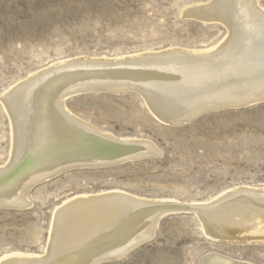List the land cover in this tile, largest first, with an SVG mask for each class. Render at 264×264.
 I'll list each match as a JSON object with an SVG mask.
<instances>
[{
	"label": "rangeland",
	"instance_id": "rangeland-1",
	"mask_svg": "<svg viewBox=\"0 0 264 264\" xmlns=\"http://www.w3.org/2000/svg\"><path fill=\"white\" fill-rule=\"evenodd\" d=\"M209 1L0 0V98L10 85L64 58L115 60L167 47L216 46L227 35L226 25L204 13L189 12ZM257 4L264 12V0ZM139 93L119 87L93 88L64 99L66 109L83 123L115 138L149 141L156 150L97 163L103 167L85 162L67 167L28 190L29 207L0 205V256L15 251L44 255L56 206L73 194L92 197L116 189L149 202L173 203L171 209L186 203L181 210L160 214L149 237L122 258L97 264H197L211 251L264 264V240L242 243L212 238L187 206L208 203L232 188L264 189V100L169 122L153 114ZM10 124L0 99V168L10 160Z\"/></svg>",
	"mask_w": 264,
	"mask_h": 264
},
{
	"label": "bare ground",
	"instance_id": "bare-ground-1",
	"mask_svg": "<svg viewBox=\"0 0 264 264\" xmlns=\"http://www.w3.org/2000/svg\"><path fill=\"white\" fill-rule=\"evenodd\" d=\"M196 11L221 20L228 28L218 45L200 50L167 47L115 60L64 58L7 87L0 99L10 116L12 146L9 162L0 168V205L28 204L26 195L34 184L67 167L83 162L108 164L152 153L149 141L115 138L75 118L64 99L77 91L137 90L152 113L169 122L263 100L264 12L257 0H210L200 9L189 10ZM120 191L66 197L51 214L44 255L5 253L0 264H97L123 256L149 237L160 214L174 204L164 199L149 202ZM216 197L204 204H187L207 234L223 241L264 240V189L232 188ZM185 203L175 204L176 209ZM217 253L204 254L197 264H252Z\"/></svg>",
	"mask_w": 264,
	"mask_h": 264
},
{
	"label": "water",
	"instance_id": "water-1",
	"mask_svg": "<svg viewBox=\"0 0 264 264\" xmlns=\"http://www.w3.org/2000/svg\"><path fill=\"white\" fill-rule=\"evenodd\" d=\"M102 88H105V89H110V87H102ZM85 90H87V89H83V90H80V91H77V92H81V91H85ZM76 93V92H75ZM263 100H264V98H263ZM179 120V119H178ZM27 204H25L24 206H20V208H22V207H25ZM169 210H177V209H171V207H168V209L166 210V211H169ZM179 210H181V207H180V209Z\"/></svg>",
	"mask_w": 264,
	"mask_h": 264
}]
</instances>
